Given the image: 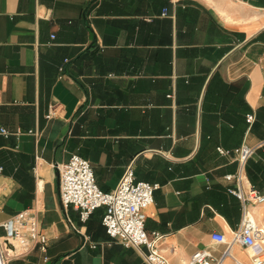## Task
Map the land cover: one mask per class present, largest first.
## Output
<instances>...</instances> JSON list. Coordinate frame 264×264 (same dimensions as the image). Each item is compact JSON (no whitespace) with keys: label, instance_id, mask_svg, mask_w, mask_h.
I'll return each instance as SVG.
<instances>
[{"label":"crops","instance_id":"0c3cea01","mask_svg":"<svg viewBox=\"0 0 264 264\" xmlns=\"http://www.w3.org/2000/svg\"><path fill=\"white\" fill-rule=\"evenodd\" d=\"M2 128L7 264H147L144 248L106 234L102 208L82 223L62 206L57 165L72 154L103 192L128 166L157 185L144 228L169 264L202 249L251 264L249 249L212 235L230 241L246 209L264 249V203L244 208L225 179L240 168L233 150L255 147L241 187L264 194V0H0ZM24 210L45 251L5 238Z\"/></svg>","mask_w":264,"mask_h":264},{"label":"built area","instance_id":"2783aa9c","mask_svg":"<svg viewBox=\"0 0 264 264\" xmlns=\"http://www.w3.org/2000/svg\"><path fill=\"white\" fill-rule=\"evenodd\" d=\"M52 116L53 113L50 111L46 117L51 118ZM253 121L254 114H247L246 122L251 125ZM0 132L5 136L9 135L4 128L0 129ZM254 150L255 147L245 144L234 149L233 153L237 157L240 168L236 174L225 176L226 180L236 181V188H230L228 192L236 196L244 208L249 204L264 203V194L252 187L246 190H242L241 187L242 168ZM217 151L223 155L230 153L229 150L220 147ZM57 168L59 198L63 207L75 208L82 223L87 222L93 211L102 208V225L111 239L119 241L124 247L144 248L143 256L147 264H169L158 249L161 235L157 232L149 234L144 228L145 209L153 203V192L157 185L137 181L133 168L128 166L116 187L110 192H103L95 181L89 162L77 154H72L67 162L57 165ZM3 228L5 238L17 240L24 250L41 244V249L45 251L46 236L38 231L35 218L27 210L7 219ZM212 238L218 243L228 244L227 248L237 242L250 250L251 264H264V249L255 238V225L246 209H244L239 226L232 232L230 241L222 234H213ZM4 247L7 250L0 251V264H7L10 256L8 246L4 244ZM227 255L228 251L223 254L222 258L215 260L208 250L202 249L191 256L190 263L220 264ZM237 264L242 263L237 262Z\"/></svg>","mask_w":264,"mask_h":264},{"label":"bare ground","instance_id":"6f19581e","mask_svg":"<svg viewBox=\"0 0 264 264\" xmlns=\"http://www.w3.org/2000/svg\"><path fill=\"white\" fill-rule=\"evenodd\" d=\"M90 164V163H89ZM92 168V167H91Z\"/></svg>","mask_w":264,"mask_h":264}]
</instances>
